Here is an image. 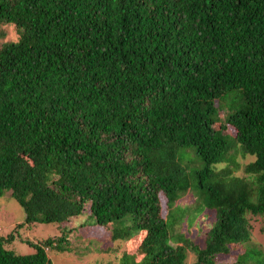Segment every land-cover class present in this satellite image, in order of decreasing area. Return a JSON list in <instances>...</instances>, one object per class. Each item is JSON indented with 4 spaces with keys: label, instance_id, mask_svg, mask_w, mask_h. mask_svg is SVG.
I'll list each match as a JSON object with an SVG mask.
<instances>
[{
    "label": "trees",
    "instance_id": "trees-1",
    "mask_svg": "<svg viewBox=\"0 0 264 264\" xmlns=\"http://www.w3.org/2000/svg\"><path fill=\"white\" fill-rule=\"evenodd\" d=\"M0 26V198L24 214L0 264L84 227L136 237L118 264H264V0H0ZM30 224L61 234L6 249Z\"/></svg>",
    "mask_w": 264,
    "mask_h": 264
},
{
    "label": "rangeland",
    "instance_id": "rangeland-1",
    "mask_svg": "<svg viewBox=\"0 0 264 264\" xmlns=\"http://www.w3.org/2000/svg\"><path fill=\"white\" fill-rule=\"evenodd\" d=\"M5 33L3 41H15L18 38V32L13 26H0V34ZM234 134L233 129H229ZM252 158L239 159L241 165L248 163ZM210 213V214H209ZM213 212L204 213L206 217H199L195 228L193 229L192 240L203 245L204 231L213 221ZM24 214L20 206L11 198L3 196L0 198V235L7 236L15 226L23 222ZM253 240L256 244L261 245L264 250V215L252 219ZM74 225V224H73ZM72 224L66 227L72 228ZM61 227L54 224H30L23 226L13 232L17 238L5 244V248L12 250L17 254H28L33 251L31 247L22 243L23 240L33 242L43 241L47 238L58 237L61 234ZM103 229L83 228L71 234L70 251L66 253H49V258L53 264H118L120 257L125 253H134L136 246V237L130 243L110 242ZM236 252L229 256L217 257L219 264H233L235 262ZM140 257H137L139 259ZM193 256H188L186 264L194 263Z\"/></svg>",
    "mask_w": 264,
    "mask_h": 264
}]
</instances>
